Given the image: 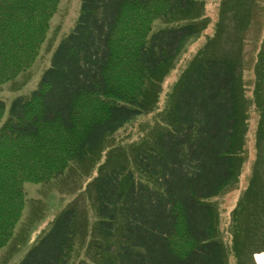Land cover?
<instances>
[{
    "label": "trees",
    "instance_id": "trees-1",
    "mask_svg": "<svg viewBox=\"0 0 264 264\" xmlns=\"http://www.w3.org/2000/svg\"><path fill=\"white\" fill-rule=\"evenodd\" d=\"M60 1L0 0V84L32 67ZM201 2L82 0L39 87L15 99L6 120L0 100V249L22 218L26 183L56 180L97 158L151 112L148 83L164 81L209 28L196 19ZM159 22L169 27L155 30ZM214 39L168 96L169 129L93 180L96 236L84 245L91 253L77 261L79 217L69 206L19 264H247L264 252V34L250 85L242 52L221 50ZM249 170L229 213L228 246L215 200Z\"/></svg>",
    "mask_w": 264,
    "mask_h": 264
},
{
    "label": "rangeland",
    "instance_id": "rangeland-1",
    "mask_svg": "<svg viewBox=\"0 0 264 264\" xmlns=\"http://www.w3.org/2000/svg\"><path fill=\"white\" fill-rule=\"evenodd\" d=\"M198 3L201 9L198 22L210 24L206 32L199 38L191 40L180 61L159 84L148 83V96L153 98L151 112L133 121L123 130L117 132L108 142L97 158H90L85 163H75L63 176L45 183H26V205L19 224L16 227L10 243L0 249V264H19L31 248L45 235L54 218L69 206L76 208L79 219V237L81 245L77 251V261L91 253L84 246L93 235V224L96 219L93 199L89 195L91 184L95 177L117 165L126 162L133 150L132 147L149 142L150 138L169 129L165 107L168 96L174 90L184 69L201 53L208 39L221 50L229 49L242 52L243 71L247 83L253 80V60L257 58L260 39L264 34V0H202ZM82 0H61L58 10L51 20L50 30L43 43L40 54L32 67L16 79L0 84V100L6 105L5 120L9 117L13 101L22 96H28L40 85L46 69L51 65L52 56L60 41L75 27L81 11ZM205 4V6H203ZM227 7V11L225 10ZM238 17L230 21L228 16ZM226 17V18H225ZM246 20L248 25L246 26ZM186 22L180 21L178 24ZM169 27L167 23L159 22L155 30ZM244 32V33H242ZM247 35L245 38L242 35ZM241 37V38H240ZM245 39V41H244ZM4 122V120H3ZM2 122V123H3ZM250 178V170L244 175L237 186L227 190L215 201L221 214V230L226 242L230 218L229 213L235 208L240 196L244 193ZM87 244V243H86ZM231 246V241L227 242ZM258 247L255 244L252 249ZM87 251V252H86ZM230 264H236V258H230ZM249 262V263H247ZM247 264H257L255 257L247 260Z\"/></svg>",
    "mask_w": 264,
    "mask_h": 264
},
{
    "label": "bare ground",
    "instance_id": "bare-ground-1",
    "mask_svg": "<svg viewBox=\"0 0 264 264\" xmlns=\"http://www.w3.org/2000/svg\"><path fill=\"white\" fill-rule=\"evenodd\" d=\"M257 264H264V253L256 255Z\"/></svg>",
    "mask_w": 264,
    "mask_h": 264
}]
</instances>
